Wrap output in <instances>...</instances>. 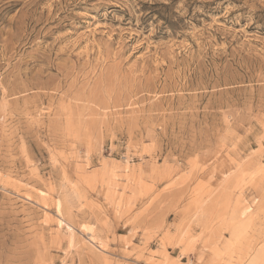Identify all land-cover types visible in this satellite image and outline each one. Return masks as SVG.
Wrapping results in <instances>:
<instances>
[{
	"label": "rangeland",
	"instance_id": "obj_1",
	"mask_svg": "<svg viewBox=\"0 0 264 264\" xmlns=\"http://www.w3.org/2000/svg\"><path fill=\"white\" fill-rule=\"evenodd\" d=\"M0 264H264V0H0Z\"/></svg>",
	"mask_w": 264,
	"mask_h": 264
},
{
	"label": "bare ground",
	"instance_id": "obj_2",
	"mask_svg": "<svg viewBox=\"0 0 264 264\" xmlns=\"http://www.w3.org/2000/svg\"><path fill=\"white\" fill-rule=\"evenodd\" d=\"M59 211H60V207H59Z\"/></svg>",
	"mask_w": 264,
	"mask_h": 264
}]
</instances>
